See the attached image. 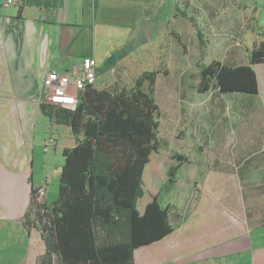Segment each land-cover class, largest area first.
Returning <instances> with one entry per match:
<instances>
[{
    "label": "crops",
    "instance_id": "obj_1",
    "mask_svg": "<svg viewBox=\"0 0 264 264\" xmlns=\"http://www.w3.org/2000/svg\"><path fill=\"white\" fill-rule=\"evenodd\" d=\"M5 1L0 0V264H36L46 244L23 217L41 186L48 206L57 201L64 150L76 146L71 127L42 111L46 73L76 70L91 58L97 63L94 88L102 90L101 80H112L136 48L149 53L169 35L181 39L182 0H15L7 9ZM254 68L259 93L245 97L250 104L240 111L241 124L201 126L194 133L192 147L206 145L211 157L206 172L198 159L191 160L197 165L190 175L193 205L174 209V219L171 211L174 232L111 264H264V64ZM50 137L56 145L46 153ZM154 197L144 190L140 215Z\"/></svg>",
    "mask_w": 264,
    "mask_h": 264
},
{
    "label": "trees",
    "instance_id": "obj_2",
    "mask_svg": "<svg viewBox=\"0 0 264 264\" xmlns=\"http://www.w3.org/2000/svg\"><path fill=\"white\" fill-rule=\"evenodd\" d=\"M194 27V18L183 12ZM176 36L177 40L181 39ZM198 38L203 45L202 34ZM247 65L213 61L200 67L198 92L207 94L259 93L254 68L264 64V29L253 42ZM159 71L143 73L131 89L113 91L88 87L75 109L42 104L43 113L71 127L76 146L64 150L65 164L57 201L48 206L32 201L23 219L41 231L46 252L36 264H111L119 256L132 258L134 250L172 234L171 208L154 197L140 215L137 203L144 195L143 176L153 153L164 149L158 137L160 107L156 100ZM168 171L174 182L182 165ZM117 244V245H116Z\"/></svg>",
    "mask_w": 264,
    "mask_h": 264
},
{
    "label": "rangeland",
    "instance_id": "obj_3",
    "mask_svg": "<svg viewBox=\"0 0 264 264\" xmlns=\"http://www.w3.org/2000/svg\"><path fill=\"white\" fill-rule=\"evenodd\" d=\"M227 1L222 6L216 4L218 0H182V13L194 18L197 28L188 18L182 17L181 43L169 35L160 49L152 47L146 53L136 48L112 80L109 77L101 80V89H131L144 71H159L156 82V100L161 113L158 137L164 149L151 156L144 172V190L150 197L158 196L162 205L169 206L173 219L174 209L184 211L193 205L191 191L194 183L190 175L196 171L197 165L191 160L198 159L199 168L205 172L210 161L211 153L206 145L202 150L192 147L196 129L201 126H238L241 124L240 111L250 104L245 99L249 96L245 94L221 96L214 92H198L202 65L213 61L228 65L247 64L253 42L260 40V32L264 29V0ZM259 73L263 75L264 69L261 68ZM177 155L188 157L189 163L181 166L174 182H169L170 167L180 163ZM233 160L232 155L229 161L233 163Z\"/></svg>",
    "mask_w": 264,
    "mask_h": 264
},
{
    "label": "built area",
    "instance_id": "obj_4",
    "mask_svg": "<svg viewBox=\"0 0 264 264\" xmlns=\"http://www.w3.org/2000/svg\"><path fill=\"white\" fill-rule=\"evenodd\" d=\"M15 3V0H6L3 4L7 9ZM97 63L94 59H85L80 68L59 73L51 70L46 73L43 81V94L41 104H49L57 107L75 109L80 100V93L88 87H94L97 83ZM56 145V138L50 137L45 143V152L48 153ZM46 186L36 190L35 201L44 204Z\"/></svg>",
    "mask_w": 264,
    "mask_h": 264
}]
</instances>
